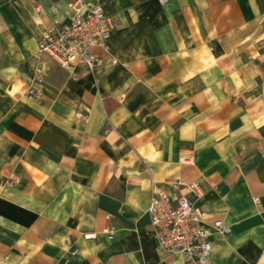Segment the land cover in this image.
I'll return each instance as SVG.
<instances>
[{
  "label": "crops",
  "instance_id": "obj_1",
  "mask_svg": "<svg viewBox=\"0 0 264 264\" xmlns=\"http://www.w3.org/2000/svg\"><path fill=\"white\" fill-rule=\"evenodd\" d=\"M71 1L0 0V264H186L153 185L230 226L209 264H264V0H97L117 28L91 72L38 57Z\"/></svg>",
  "mask_w": 264,
  "mask_h": 264
},
{
  "label": "built area",
  "instance_id": "obj_2",
  "mask_svg": "<svg viewBox=\"0 0 264 264\" xmlns=\"http://www.w3.org/2000/svg\"><path fill=\"white\" fill-rule=\"evenodd\" d=\"M28 1L39 8L40 0ZM167 2L168 0H159L161 4ZM68 7L70 14L67 23L53 25L39 41L38 57H48L67 71L74 70L77 66H84L90 72L102 67L103 60L95 53V49L109 52L108 42L117 28L116 20L106 14L97 0H73ZM111 63L118 64L116 60ZM25 96L33 103L42 101L40 92L34 87ZM10 179L17 181L14 175ZM177 186L196 198L203 195L197 182L187 184L181 180ZM152 192L148 215L158 248L169 255L181 256L186 264H209L212 253L209 237L212 233L230 234V226L216 221L209 231L202 225L207 212L196 208L185 195L173 199L155 185ZM255 202L259 203L258 198H255Z\"/></svg>",
  "mask_w": 264,
  "mask_h": 264
}]
</instances>
